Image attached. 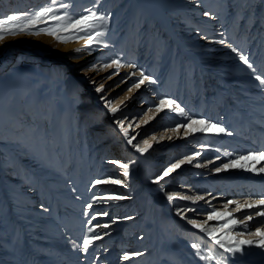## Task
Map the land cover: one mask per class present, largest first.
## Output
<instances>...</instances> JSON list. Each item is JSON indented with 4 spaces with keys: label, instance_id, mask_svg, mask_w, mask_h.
<instances>
[{
    "label": "rangeland",
    "instance_id": "1",
    "mask_svg": "<svg viewBox=\"0 0 264 264\" xmlns=\"http://www.w3.org/2000/svg\"><path fill=\"white\" fill-rule=\"evenodd\" d=\"M59 4L67 7L57 14L67 11L76 18L95 10L109 20L101 45L87 46L86 39L59 42L46 32L0 41V264H217L201 258L209 251L226 264H264V248L226 253L189 223H204L213 208L231 212L226 220L254 216V209L224 205L264 194V173L215 171L236 156L264 150L254 140L264 141V85L256 79L264 77V0H56ZM50 5L51 0H3L0 19ZM210 39L218 40L216 49L206 45ZM220 39L227 47L212 55ZM228 44L247 55L253 68ZM117 58L137 69L123 67L115 74L114 67H103ZM140 69L156 83L129 92L137 77L120 82ZM165 96L190 116L222 123L232 134L184 137V129L179 136L167 131L187 118L170 110L156 113L154 106ZM108 100L120 110L112 113ZM150 108L148 115L155 118L144 124ZM121 120L133 124V144L149 140L153 146L137 151L118 126ZM196 152L201 154L193 164L157 179L170 164ZM113 160L130 164L128 177ZM109 178L122 179L127 187L94 186ZM170 192L205 199L170 201ZM113 195L127 198L94 199ZM262 220L254 216L231 235L248 237L264 227ZM104 224L109 227H95ZM91 235L101 239L84 252L83 240ZM192 244L200 246V255ZM133 252L143 255L121 259Z\"/></svg>",
    "mask_w": 264,
    "mask_h": 264
},
{
    "label": "snow or ice",
    "instance_id": "2",
    "mask_svg": "<svg viewBox=\"0 0 264 264\" xmlns=\"http://www.w3.org/2000/svg\"><path fill=\"white\" fill-rule=\"evenodd\" d=\"M67 6L64 4H59L56 6V0H51L50 6H45L40 8L38 11H35L32 14L20 12L17 14L9 15L6 18L0 19V41H4L6 36H16L21 32H30L34 35H39L41 32H46L48 35L55 37V39L59 42H68L71 39H86V45L91 46L93 44L101 45L102 40L100 39L105 34L107 22L109 20V16L98 13L95 10H89L87 14L80 15L76 18H73L69 15L67 11L63 14H57L59 8H66ZM205 15H209V13H205ZM48 21H58L55 25L47 28H39L38 26L41 24H47ZM103 26V28L101 27ZM36 29L35 32L32 30ZM84 33L85 35H81ZM223 44L225 41H219ZM106 46V45H105ZM232 48L231 45H228ZM76 51H81V49H76ZM233 52H237L239 55V59L243 61L248 68H253V65L249 62V58L247 55L239 53V50L236 48H232ZM105 69L107 68H115L116 73H119V70L123 67H128L130 69H137V65L132 64H123L120 58L113 59L111 63L103 65ZM132 77H137L136 82L132 85L131 88L128 89L129 92H132L134 89H140L141 86L148 84L152 85L156 83V79L154 75L146 74L144 70L140 69L138 71H132L126 74V78L121 80V84L125 83L127 79H131ZM256 79L260 82L261 85H264V77L256 76ZM120 85L118 84L117 87ZM103 85L97 88V91H102ZM130 99V97H129ZM123 105V101L121 102ZM108 108L112 113H116L120 110L121 105L114 106L111 100L107 101ZM156 113L164 112L165 110H170L173 113L179 114L180 117H186L187 120L183 124H176L175 128L167 129V131L174 132L177 136L180 135L181 129H184L183 136L189 137L196 133H212V134H227L231 135L232 133L223 126L222 123H216L211 120L205 119L203 117H194L190 116L189 112L186 111L184 107L181 106L180 103H177L175 99H172L168 96H165L159 99V102L154 106ZM152 109H148L145 115L147 119L141 121L144 124L149 123L155 117L152 115H148ZM141 122H137L135 124L136 127L140 126ZM118 126L122 130L123 134L128 137V143L131 144L134 148L137 149L140 153L147 152L153 145L149 140H143L142 143L133 144V140H135L134 136L129 137V129L133 127L132 123H129L125 126L124 121H117ZM172 136H168V139H172ZM160 140L164 139L163 136L159 138ZM152 141H157V137L153 136ZM201 147H207V145H201ZM200 152H196L192 155L185 156L183 159L176 161L169 165L163 172L161 177L157 179H162L164 176H168L170 173L175 172L184 164H193L198 156H200ZM231 155V154H228ZM219 159V157H217ZM264 161V150L261 151H250L245 155L236 156L234 159L229 160L227 163H223L220 167H216L215 171L217 173L226 171L228 169H245L255 173H264V166L257 167L256 165L260 162ZM111 163L119 166L123 171V176H129V163H122L119 160H113ZM211 163V161H209ZM198 167H206V165H197ZM100 184H113V185H124L127 187L125 182L122 179H105V180H96L95 185ZM179 197L183 200H192L199 201L204 200V196L196 195V196H179L178 193L170 192L167 193L168 200H173L174 198ZM127 197L113 195L108 196L106 198L96 197L94 199H111V200H123ZM235 204L236 210L240 211L241 209H254V216L264 218V194L260 196V198L255 201H247L244 204H240L238 201L229 200L227 204L224 205V208L227 209L228 205ZM41 208L44 207L43 204L40 205ZM87 207L89 209L92 208V204H88ZM181 212L182 210H177ZM104 216H107L108 213L104 212ZM253 215H246V219L237 220L235 218L225 219L226 217H233V214L228 211H219L215 208L207 215L204 223H198L195 220H190L189 223L192 224L195 228L200 229L205 232L212 240L219 246V248L223 249L226 253H242L244 251V246H258L260 248H264V227H256L254 231L248 232V237H245L244 233H241L239 236L231 235V229L236 227L238 224L243 225L247 228V221H252L254 219ZM95 219V217H93ZM125 219H131V217H125ZM221 221L225 222L220 224L218 228H210L207 226L208 221ZM112 223H116V220H113ZM264 223V220L261 221ZM95 227H103L108 228V224L104 225H96ZM227 230L226 235L222 237H218L217 233H224ZM89 233H94V227H89L87 229ZM101 239L99 235H91L87 236L83 240V251L87 252L89 250V246L94 243V241ZM192 248L197 249V255H200V246L197 244H192ZM142 252H133V253H125L121 259L124 261L130 260L132 257L142 256ZM206 261H216L217 264H226V260L221 261L217 258L215 254L212 252H208L206 255L201 257Z\"/></svg>",
    "mask_w": 264,
    "mask_h": 264
},
{
    "label": "bare ground",
    "instance_id": "3",
    "mask_svg": "<svg viewBox=\"0 0 264 264\" xmlns=\"http://www.w3.org/2000/svg\"><path fill=\"white\" fill-rule=\"evenodd\" d=\"M1 1H3V0H0V4H1ZM214 18V17H213ZM209 20H211V19H209ZM211 22V21H210ZM221 28V27H220ZM218 29V28H217ZM212 30V29H211ZM216 30V29H215ZM223 33V32H222ZM216 36V35H215ZM212 38V37H211ZM221 40V39H220ZM216 41H218L217 39L216 40H214V39H210L209 41H208V43L206 44L208 47H211L212 49H214L215 47H216V45H217V43H215ZM226 41V40H225ZM229 41V40H228ZM219 43V47L217 48V50H215L214 52H211V54L213 53L214 55H221V54H223V52L221 51V50H223L225 47H227V44H225L224 46L223 45H221V43L220 42H218ZM229 45V44H228ZM216 49V48H215ZM220 50V51H219ZM226 52V51H225ZM209 53V52H208ZM212 54V55H213ZM215 59V58H214ZM212 60V59H211ZM229 61V60H228ZM232 61V60H231ZM215 62V61H214ZM210 63V62H209ZM241 63V62H240ZM216 64V63H215ZM217 66H222V65H219V64H216ZM228 65V64H227ZM214 66V65H213ZM215 67V66H214ZM220 69V68H219ZM216 70V69H215ZM212 71V70H211ZM222 72V71H221ZM240 88V87H239ZM241 89V88H240ZM249 133V132H248ZM253 138V137H252ZM255 140V144H256V147L257 148H259V147H264V141H261L260 139H254ZM231 154H233V153H231ZM223 157H226L225 155L223 156ZM229 157V156H228ZM227 158V157H226ZM207 264H209V263H207Z\"/></svg>",
    "mask_w": 264,
    "mask_h": 264
}]
</instances>
